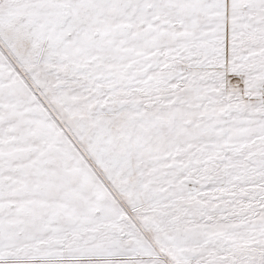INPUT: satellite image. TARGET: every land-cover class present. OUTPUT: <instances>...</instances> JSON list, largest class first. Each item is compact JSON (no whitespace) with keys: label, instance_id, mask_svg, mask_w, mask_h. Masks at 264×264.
Listing matches in <instances>:
<instances>
[{"label":"snow or ice","instance_id":"obj_1","mask_svg":"<svg viewBox=\"0 0 264 264\" xmlns=\"http://www.w3.org/2000/svg\"><path fill=\"white\" fill-rule=\"evenodd\" d=\"M0 264H264V0H0Z\"/></svg>","mask_w":264,"mask_h":264}]
</instances>
